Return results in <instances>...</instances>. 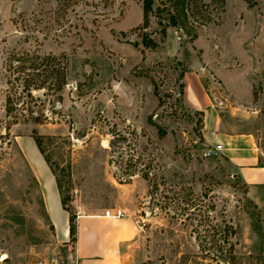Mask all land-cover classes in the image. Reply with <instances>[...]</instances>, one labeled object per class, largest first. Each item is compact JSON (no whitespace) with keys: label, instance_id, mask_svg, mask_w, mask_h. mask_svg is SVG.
I'll return each instance as SVG.
<instances>
[{"label":"rangeland","instance_id":"374dc122","mask_svg":"<svg viewBox=\"0 0 264 264\" xmlns=\"http://www.w3.org/2000/svg\"><path fill=\"white\" fill-rule=\"evenodd\" d=\"M142 1L0 0V264H67L35 156L72 213L120 208L142 223L140 264H264V213L221 152L203 155L184 82L198 74L206 107L225 116L226 84L264 93V0H199L176 26L167 0L147 18ZM32 50L60 58L66 79L31 98L28 62L10 56ZM236 123L256 133L264 161V114Z\"/></svg>","mask_w":264,"mask_h":264},{"label":"crops","instance_id":"0c3cea01","mask_svg":"<svg viewBox=\"0 0 264 264\" xmlns=\"http://www.w3.org/2000/svg\"><path fill=\"white\" fill-rule=\"evenodd\" d=\"M184 82L189 89L187 105L193 109L191 111L202 114V136L207 147L222 145L221 153L246 185L247 195L264 213V161L258 137L252 129L235 124V119L264 114V93L255 100L250 83L244 96L226 84L234 104L228 106L225 116L220 110L206 107L198 74H188ZM30 163L40 186L45 214L52 226L53 240L56 244L71 245L67 264H140L144 230L139 220L126 215L114 218L103 213H76V237L70 242L69 213L62 206V195L54 174L45 171L37 156Z\"/></svg>","mask_w":264,"mask_h":264},{"label":"trees","instance_id":"16d2710c","mask_svg":"<svg viewBox=\"0 0 264 264\" xmlns=\"http://www.w3.org/2000/svg\"><path fill=\"white\" fill-rule=\"evenodd\" d=\"M170 4V10H167V20L168 24L172 26H176L180 19L184 16H186V7H189L191 3H196L199 0H167ZM249 7L254 6L257 3V0H244ZM152 2L153 0H143L142 1V10L144 17L147 18V15L152 10ZM195 7V6H194ZM45 38V36H44ZM13 53L10 56V61H23L28 62V66L23 67L30 69L28 73L25 75L27 76V79L25 80L23 84V89L27 91L28 95L32 98V90L43 88L44 83L48 81V79H51V77H55L54 81L52 80L53 86L57 87L58 89L61 88L65 84L66 79V72H65V66L62 63L61 59L55 56H40L36 50L32 51H23L20 53ZM24 55V56H22ZM52 61L55 62L53 69H51V65L47 62ZM11 66V64H10ZM51 69V70H50ZM42 70V72L40 71ZM55 71L52 76L50 72ZM53 73V72H52ZM9 83V80H8ZM34 141L36 144L37 149L42 154L41 149V143L39 141L38 137H34ZM142 177L147 180L148 184V193L153 192L152 189H156L155 183H150V180L147 178V174H142ZM57 181V180H56ZM58 184V182H57ZM59 187V184H58ZM60 189V188H59ZM61 192V191H60ZM62 206L65 210L69 213V237L70 242L75 241L76 237V225H75V219H76V213H72L65 204V199L61 198Z\"/></svg>","mask_w":264,"mask_h":264},{"label":"built area","instance_id":"2783aa9c","mask_svg":"<svg viewBox=\"0 0 264 264\" xmlns=\"http://www.w3.org/2000/svg\"><path fill=\"white\" fill-rule=\"evenodd\" d=\"M222 150V145L221 144H215L213 146H208L203 155L205 157H210V156H215L218 155ZM104 216L107 217H114V218H120L124 217L125 213L121 209H106L103 213ZM223 264V263H220Z\"/></svg>","mask_w":264,"mask_h":264}]
</instances>
